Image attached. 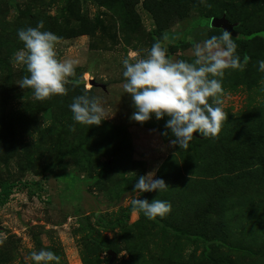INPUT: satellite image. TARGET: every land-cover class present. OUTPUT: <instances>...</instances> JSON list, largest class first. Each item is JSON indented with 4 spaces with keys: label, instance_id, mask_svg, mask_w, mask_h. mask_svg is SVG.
I'll list each match as a JSON object with an SVG mask.
<instances>
[{
    "label": "rangeland",
    "instance_id": "rangeland-1",
    "mask_svg": "<svg viewBox=\"0 0 264 264\" xmlns=\"http://www.w3.org/2000/svg\"><path fill=\"white\" fill-rule=\"evenodd\" d=\"M40 21L61 38L57 58L77 62L67 95L42 101L19 86L28 73L14 58L24 48L18 29ZM224 30L249 59L222 78L228 119L216 138L193 133L183 150L170 144L167 117L130 119L124 59L146 57L161 41L191 62L194 43ZM259 60L264 0H0V186L14 185L0 207V264H33L30 253L41 249L61 264H264ZM84 94L102 102L99 126L72 119L69 105ZM153 171L169 188L133 192ZM134 198L172 210L150 220L132 210Z\"/></svg>",
    "mask_w": 264,
    "mask_h": 264
},
{
    "label": "clouds",
    "instance_id": "clouds-1",
    "mask_svg": "<svg viewBox=\"0 0 264 264\" xmlns=\"http://www.w3.org/2000/svg\"><path fill=\"white\" fill-rule=\"evenodd\" d=\"M203 3V0H201ZM44 29L40 21L36 27L21 28L17 36L24 48L14 54L15 62L25 66L28 73L19 83L22 89H31L33 97L42 101L68 93L69 77L75 74L76 61L57 58L56 46L60 37ZM238 44L232 34L224 30L196 42L191 62L176 60L167 46L155 41L146 57L131 62L123 60L124 93L130 94L135 111L130 119L145 123L153 117L159 121L167 117L165 129L172 139L170 144L187 150L194 139L193 133L205 138H216L223 122L228 119L224 111L222 78L227 70H243L248 59L241 60ZM258 71L264 72V60H259ZM264 91V89H262ZM74 122L99 126L105 120L99 97L87 94L74 97L69 105ZM169 132L162 135L168 136ZM155 171L136 179L133 192L166 191L169 186L163 179L154 178ZM134 212H142L148 219L164 218L172 210L169 201L134 198ZM6 237L0 236V246ZM33 264H61V257L51 250L41 249L30 253Z\"/></svg>",
    "mask_w": 264,
    "mask_h": 264
},
{
    "label": "trees",
    "instance_id": "trees-1",
    "mask_svg": "<svg viewBox=\"0 0 264 264\" xmlns=\"http://www.w3.org/2000/svg\"><path fill=\"white\" fill-rule=\"evenodd\" d=\"M13 188H14L13 184H8V183H2L1 184V186H0V207L5 205L7 199L9 198V196L12 193ZM120 224H121V222L117 221V222H114L112 224V226L120 225Z\"/></svg>",
    "mask_w": 264,
    "mask_h": 264
},
{
    "label": "water",
    "instance_id": "water-1",
    "mask_svg": "<svg viewBox=\"0 0 264 264\" xmlns=\"http://www.w3.org/2000/svg\"><path fill=\"white\" fill-rule=\"evenodd\" d=\"M220 24H221V23H220V21H218V20H213V21L211 22V26H213V27L219 26ZM107 254H109V255H111L112 257H114V254H113L112 252H110V251H108Z\"/></svg>",
    "mask_w": 264,
    "mask_h": 264
}]
</instances>
